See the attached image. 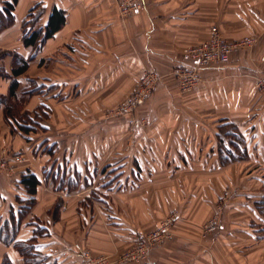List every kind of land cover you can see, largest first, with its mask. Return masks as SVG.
Segmentation results:
<instances>
[{
    "label": "crops",
    "instance_id": "1",
    "mask_svg": "<svg viewBox=\"0 0 264 264\" xmlns=\"http://www.w3.org/2000/svg\"><path fill=\"white\" fill-rule=\"evenodd\" d=\"M9 4L14 24L0 34V56L9 53L0 59V159L10 156L13 174L0 172V264H26L17 244H32L45 264H87L83 253L123 252L173 213L171 238L146 264H264V224H220L201 238L225 182L240 179V168L226 164L246 163L264 185V0H143L139 15L123 0H0V19ZM55 8L66 24L34 54L23 23L44 10L46 26ZM214 26L229 41L255 44L203 70L202 82L181 94L172 73L191 65L185 52ZM15 55L34 56L18 76ZM145 70L163 77L138 114L147 124L130 133L128 124L103 123ZM35 94L40 108L27 120L6 116ZM52 123L59 136L39 142L37 132L53 131ZM31 175L40 182L35 194L23 183ZM236 208L264 223L256 206Z\"/></svg>",
    "mask_w": 264,
    "mask_h": 264
},
{
    "label": "built area",
    "instance_id": "2",
    "mask_svg": "<svg viewBox=\"0 0 264 264\" xmlns=\"http://www.w3.org/2000/svg\"><path fill=\"white\" fill-rule=\"evenodd\" d=\"M126 11L132 15H139L143 10V0H123ZM255 44L253 38H244L238 41L227 40L220 32L218 27L211 28L210 36L200 45L188 49L185 54L191 60V65L176 68L172 75L179 84L183 94L190 93L202 82V71L212 66H224L230 63L233 53L237 50H247ZM162 77L154 71L145 70L130 98L118 106L119 114L129 118V127L134 132L139 126V122L134 118L136 111L149 100L155 89L161 83ZM257 86L260 94L264 97V73L258 78ZM16 162L21 158L16 157ZM7 162L0 159V172L6 170ZM174 219L165 220L162 225L148 235H144L142 240L136 245L135 249L126 252L122 260L124 263L135 262L144 263L147 261L149 252L155 246H159L172 236L171 226ZM219 222L211 220L206 226L207 229H216ZM82 257L88 264H109L108 258L104 256L94 257L89 253H83Z\"/></svg>",
    "mask_w": 264,
    "mask_h": 264
},
{
    "label": "rangeland",
    "instance_id": "3",
    "mask_svg": "<svg viewBox=\"0 0 264 264\" xmlns=\"http://www.w3.org/2000/svg\"><path fill=\"white\" fill-rule=\"evenodd\" d=\"M43 15H44V10L37 11L36 16H43ZM40 24H41V18H39V25L36 24L32 30L38 29ZM177 86H178L179 92L181 94H183L180 91L178 81H177ZM20 90H21V92H23L24 87H21ZM34 97H36V94L34 96H31L30 98H22L20 100H17L15 103H13L10 106L11 108L7 107L9 109L8 110L9 114H7L6 116L18 118L19 120H21L23 122H24V120H27L29 118V116L32 114L31 111L33 109L36 110V109L40 108L39 100H36V102L33 103L32 99ZM150 100L151 99L147 100L146 103L142 107H140L133 116L134 118H136L138 120L139 124H145V125L147 124V121L144 118L139 117L138 114L141 111V109L144 108L148 102H150ZM117 108L118 107H115V108H113V109H111L105 113V115L102 117L103 123L108 124V125H112V126L119 125L121 123H123V124L125 123L126 125L127 124L129 125V118H131V117L119 114L117 111ZM100 120H101V118H100ZM45 121L51 122L52 119L47 117V120H45ZM52 129H53V131H50L49 133L37 132V136L39 138L38 141L39 142L42 141L44 136L45 137L46 136H52V137L57 138V136H59V131L57 130V126H54L53 123H52ZM129 131H130V133H134V131L132 129H130V127H129ZM12 135H14V133H12ZM37 146H38L37 142H35L34 143L35 156L39 155L40 151L42 150V148L37 150ZM9 157H6V156L1 157L3 160H5L7 162L6 170H3L1 172H7L10 174H13L12 173L13 168L11 165L12 163H10L8 161ZM27 165H29V163H25L22 166H27ZM224 168L227 170H228V168H230V169L232 168V169H235L236 171H237V168H240L241 176H240L239 180H235V181L228 180L225 182L226 183L225 190L224 189L221 190L224 197L221 199L220 198L218 199V203L215 207V211L211 213L210 219L204 223V226L202 229V234H201L202 239H205L209 236L216 235L219 231V227L216 229H207L206 228V226L208 224H210L211 220L218 221L219 225L220 224H264V223H260L256 220H254V217L251 214H249L244 208L242 209L241 212H238L236 210L237 209L236 208L237 203H240L242 205V207L245 204H252L258 208V211L260 212L259 215L264 218V198L259 199L260 198L259 196L256 197L258 199L250 200V198H249V195L255 194V193H259V194L263 195L264 194V185H262L260 182H258L256 180L252 179L253 175L251 174V172L248 168V165L246 163H241V164L238 163L235 165L226 164L224 166ZM258 200H260V201H258ZM34 203H33V205H34ZM60 206H61L60 201L55 203V206L53 207V209L50 212L51 214H53L55 219H58L59 211L61 208ZM178 216H179L178 213H173V214H170L165 220L174 219V221H176ZM174 225H175V222L171 226L172 232L174 229ZM153 231L154 230L146 233L145 235H148V234L152 233ZM168 240H166V241H168ZM166 241L161 243L159 246L163 245ZM159 246H155V247H153V249H155ZM135 248H136V246L129 248L123 252H119V253L111 254V255H102V256L108 258L109 264H116V263L117 264H119V263L120 264H141V263H135V262L124 263L122 260L123 256L126 255L127 251H129L131 249H135ZM153 249L149 252V256H148L147 261H145L142 264H146L149 261L150 255H151V252L153 251ZM89 254H91V253H89ZM91 255L94 257H100V256H95L93 254H91Z\"/></svg>",
    "mask_w": 264,
    "mask_h": 264
},
{
    "label": "trees",
    "instance_id": "4",
    "mask_svg": "<svg viewBox=\"0 0 264 264\" xmlns=\"http://www.w3.org/2000/svg\"><path fill=\"white\" fill-rule=\"evenodd\" d=\"M16 3V0H15ZM14 10V5L9 4L7 6V16H5L6 19H0V34L2 31L10 27L14 24V19L11 14V11ZM41 16L31 15L29 21H25L22 26L23 30V43L27 47H33L34 48V54L36 51L40 50L42 46L45 44V42L62 30L66 24V17L65 13L61 10H58L55 8L50 16V19L46 26H42L40 24L39 28L36 30H32L33 27H35L36 24L39 25V18ZM5 55H9V53H2L0 56V59L4 57ZM34 56H31L29 60H25L19 55H15L14 57V64H15V70L14 75H22L24 74L29 65V61ZM0 74L4 75L2 68H0ZM18 83L14 81L13 87L11 88V95L14 94L15 89L18 88ZM8 109V108H7ZM7 114H9L7 112ZM9 117V116H8ZM29 189V192L32 194L36 193L37 187L39 186L40 182L36 178V176L31 175L30 177H27L24 182ZM34 202H32L33 204ZM12 238L15 237V231L14 233H11ZM17 248L21 252L22 256L24 257L26 264H45V260L42 259H36V256L33 255V245L32 244H17Z\"/></svg>",
    "mask_w": 264,
    "mask_h": 264
}]
</instances>
